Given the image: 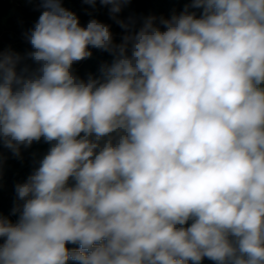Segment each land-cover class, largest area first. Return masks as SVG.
I'll use <instances>...</instances> for the list:
<instances>
[{
	"label": "clouds",
	"instance_id": "1",
	"mask_svg": "<svg viewBox=\"0 0 264 264\" xmlns=\"http://www.w3.org/2000/svg\"><path fill=\"white\" fill-rule=\"evenodd\" d=\"M130 2L99 0L119 43L41 0L31 51L0 50V147L50 144L15 185L18 221L0 214V264H264V0L138 29ZM91 49L113 59L81 79Z\"/></svg>",
	"mask_w": 264,
	"mask_h": 264
},
{
	"label": "trees",
	"instance_id": "2",
	"mask_svg": "<svg viewBox=\"0 0 264 264\" xmlns=\"http://www.w3.org/2000/svg\"><path fill=\"white\" fill-rule=\"evenodd\" d=\"M191 0H131V2L123 8L121 13L129 7L132 14H139V23L137 29L141 26L142 20L148 16L170 19L173 14L179 15L187 7L190 12L195 11L199 15L200 10L193 9ZM62 6L73 11L79 17L81 26H86L88 21L92 19L88 9V4L83 0H62ZM44 10L41 7V0H0V50L19 53L24 56L31 51V46L25 39V33L31 29L38 20L39 15ZM120 13V14H121ZM120 19L121 16H119ZM113 28V36L115 42L119 43L124 34L115 22ZM93 55L91 58L81 61L73 65L75 74L77 75L81 68V78L87 80L89 74L93 76L100 75V67L103 64H111L112 56L107 52L98 49H91ZM33 63L31 60L22 61L18 67H23V63ZM50 144L41 140L39 143H33L30 148L21 149L22 159L13 157L10 150L0 147L5 162L3 165L2 176H0V214L8 218L13 224L19 219V213L13 215L12 208L16 201L15 185L24 183L27 177L38 166V161L47 153ZM70 186L74 183L70 181ZM11 215L14 219L11 218ZM68 248H78V245H67ZM69 264L74 262L69 261ZM191 264V262H189ZM201 264H216L207 258L203 259Z\"/></svg>",
	"mask_w": 264,
	"mask_h": 264
},
{
	"label": "rangeland",
	"instance_id": "3",
	"mask_svg": "<svg viewBox=\"0 0 264 264\" xmlns=\"http://www.w3.org/2000/svg\"><path fill=\"white\" fill-rule=\"evenodd\" d=\"M88 9H89V11L91 13L92 19L95 18V19L99 20L102 23L108 24L110 27H112L114 25L115 21L113 19H111V17H110L109 8L100 5L99 0H97L95 8H92L90 5H88ZM39 12L40 11H38L36 15H40V14H38ZM120 13L118 14V17L121 16V18L125 19V20H127L129 17H132V18H134L137 21V23H139L138 17L140 15L139 14H136V15L132 14L131 13V9L129 7H127V9H125L121 14ZM110 30L113 31L114 29L110 28ZM24 64L30 65L32 68L36 67V65L34 63L30 64V63L26 62V63H23V66H24ZM80 69L81 68H79L77 75L81 78V70Z\"/></svg>",
	"mask_w": 264,
	"mask_h": 264
},
{
	"label": "built area",
	"instance_id": "4",
	"mask_svg": "<svg viewBox=\"0 0 264 264\" xmlns=\"http://www.w3.org/2000/svg\"><path fill=\"white\" fill-rule=\"evenodd\" d=\"M11 218L14 219L12 215H11Z\"/></svg>",
	"mask_w": 264,
	"mask_h": 264
}]
</instances>
